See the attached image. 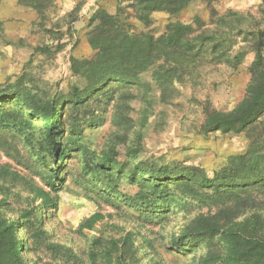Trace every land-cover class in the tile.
Returning a JSON list of instances; mask_svg holds the SVG:
<instances>
[{
    "label": "rangeland",
    "instance_id": "obj_1",
    "mask_svg": "<svg viewBox=\"0 0 264 264\" xmlns=\"http://www.w3.org/2000/svg\"><path fill=\"white\" fill-rule=\"evenodd\" d=\"M16 1L2 0L0 7V85L13 93L8 101L0 99V115L14 124L0 129V166L14 173L0 180L5 185L1 210L13 220L23 207H32V194L17 181L20 175L43 186L57 203L40 218L46 234L28 239L23 255L29 264H91L92 251L96 264H113L122 248L134 264H202L204 257L223 251L217 236L202 239L194 252L173 250L180 231L195 226L199 217L229 226L257 215L264 225V180L258 181L259 173L264 175V113L245 130L203 129L209 110L231 111L247 94L258 36L264 54V0H189L171 17L190 26L177 52L160 54L162 59L137 80H109L106 90L96 91L88 73L75 72L73 58L92 55L87 33L95 12L115 14L118 0H54L40 13ZM169 17L154 13L149 28L136 19L132 23L136 32L158 37ZM240 51L245 58L238 62L234 56ZM76 90L91 96L76 106L69 102ZM45 103L55 104L57 111L62 106L65 125L74 132L67 145L79 141L96 155L119 153V163H140L147 177L180 172V185L171 189L179 206L152 213L151 206L135 209L107 198L100 183L83 173V154L75 148L59 180H52L58 188L52 191L28 142L42 141L33 109ZM133 146H140L139 160L128 154ZM203 178L219 184V191L202 188ZM187 190L198 197L185 196ZM94 213L103 218L92 229H81Z\"/></svg>",
    "mask_w": 264,
    "mask_h": 264
},
{
    "label": "trees",
    "instance_id": "obj_2",
    "mask_svg": "<svg viewBox=\"0 0 264 264\" xmlns=\"http://www.w3.org/2000/svg\"><path fill=\"white\" fill-rule=\"evenodd\" d=\"M1 2L2 0H0V7ZM16 2L40 13L50 7L54 0H17ZM188 4L189 0H118L115 14H110L104 9L97 10L91 22L92 27L90 26L87 33L88 42L93 50L92 55L82 59L73 58V69L76 73L83 70L88 73L92 80L91 89L95 91L105 89L109 80L116 81L125 77L137 80L138 74L147 71L162 59L159 57L160 54L168 56L171 52H177V48L182 47V39L188 33L190 26L177 19L172 20L171 17H177ZM157 12H164L170 16L163 34L155 37L150 31L136 32L132 19L138 20L145 28H149L154 22L153 14ZM1 23L2 19H0ZM262 49V37L258 36L252 47L254 59L249 67L251 80L245 98L231 111L209 110L203 125L206 132L245 130L248 125L262 116L264 113V54ZM244 58L245 52L243 51L234 56V60L238 62L243 61ZM164 66L160 65L161 68ZM12 95L13 93L8 88L5 89L0 85V99L7 98L8 101ZM90 96L89 93L84 94L76 90L69 102H73L76 106L82 105ZM60 110L62 106L57 111L55 104L52 103H45L40 110L34 108V113L40 117L42 141L28 140L32 148L31 156L39 157V163L46 169L41 173L42 178L45 185L52 191L58 189L52 180H59L61 168L65 164L64 160L75 148L83 154V173L91 180H97V184L100 183L99 190L107 198L122 201L135 209L151 206L152 213L160 212L156 211V208L174 209L177 205L179 206V203L172 197L175 191L171 189L172 185H180L181 178L178 177L181 176L180 172L162 170L156 175L152 174L147 177L140 163L131 167L119 163L115 159L119 153L106 152L96 155L90 152L85 145L82 146L79 141H76L75 147L67 145L66 137L74 132L66 127ZM7 126H14V124L0 115V129ZM2 142L3 138L0 135V144ZM140 151V146H133L129 148L128 154L133 159L139 160ZM13 174L6 166H0V180H8ZM259 176L258 181L264 180L263 174L259 173ZM17 181L32 194L29 198L32 207H23L19 217L11 220L2 212L1 204H4V201H1L0 264H29L23 255L28 246V239L39 240L43 233L46 234L40 218L47 216L50 208H57V203L43 186L30 183L22 175ZM212 184V181L207 178L199 182L202 188L214 186L212 188L219 191V184ZM126 185L134 186V191L129 192ZM4 186L0 184V190L5 188ZM174 188L180 189V187ZM183 194L191 199L198 197V195H191L189 190L184 191ZM102 218L101 213H94L84 220L80 228L92 229ZM208 219L207 216L199 217L195 226L182 229L174 243L173 250L194 252L202 239L217 236L223 251L204 257L200 263L264 264V235L262 233L264 225L259 216L236 220L229 226L228 224L222 226L211 223ZM17 231L22 233L19 238H17ZM126 245L127 242L124 240V247ZM122 249H119L113 264H134L133 256L127 257ZM97 259L96 252L92 251L90 253L91 264H96Z\"/></svg>",
    "mask_w": 264,
    "mask_h": 264
}]
</instances>
